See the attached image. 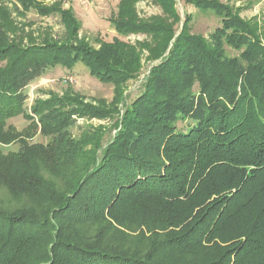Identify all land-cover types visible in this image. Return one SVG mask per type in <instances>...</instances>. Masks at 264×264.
I'll use <instances>...</instances> for the list:
<instances>
[{
  "label": "trees",
  "instance_id": "obj_1",
  "mask_svg": "<svg viewBox=\"0 0 264 264\" xmlns=\"http://www.w3.org/2000/svg\"><path fill=\"white\" fill-rule=\"evenodd\" d=\"M7 1L0 0V61L8 62L0 69V185L31 206L0 208V264H264V43L254 28L228 6L201 0L196 5L222 26L209 40L176 35L173 25L137 22L131 10L141 0H121L111 20L117 33L159 34L164 47L103 146L71 129L104 112L51 94L29 112L25 90L50 68L78 64L123 87L142 69L136 47L75 42L81 24L71 10L16 0V12L60 14L69 33L66 42L26 45L10 36ZM155 1L178 22L175 0ZM225 46L240 56L229 58ZM18 116L30 121L23 132L8 123ZM38 134L50 142L30 144ZM14 143L18 153L1 150Z\"/></svg>",
  "mask_w": 264,
  "mask_h": 264
},
{
  "label": "rangeland",
  "instance_id": "obj_2",
  "mask_svg": "<svg viewBox=\"0 0 264 264\" xmlns=\"http://www.w3.org/2000/svg\"><path fill=\"white\" fill-rule=\"evenodd\" d=\"M201 0H175L179 20L174 23L173 19L163 11L155 0H141L132 8L135 20L141 24L164 23L173 25L175 34L183 31L191 36H198L209 40L218 28L222 26L221 18L217 14L200 9L195 2ZM216 1L228 6L231 11L241 19L248 22L264 43V0H206ZM121 0H49V6H59L63 10H71L80 22L81 28L77 33L75 42L88 44L94 49H100L104 43H112L115 40L136 47L142 62V69L136 79L128 81L125 86L118 87L115 84H105L93 78L88 69L78 64L74 69L68 70L57 66L50 68L45 75L31 83L26 91L28 101L25 108L31 111L32 106L38 100H46L51 95L64 97L73 96L81 98L89 107L97 108L104 112L100 115H89L79 118L71 132L74 138L83 141L97 142L99 139L106 146L117 134L116 123L122 121L126 108L130 107L142 92L153 66L159 64L161 59L154 60V56L162 53L164 43L162 35L137 31L128 35L118 34L111 20L117 18ZM7 7L11 10V37L28 45L42 43L45 40L53 42H66L69 39L68 29L58 13L43 16L30 10L24 11L19 8L16 12V0H8ZM226 55L229 58H238L240 52L225 46ZM7 60L0 61V69L7 66ZM51 94V95H50ZM123 96V99H122ZM123 100V102H122ZM100 101L104 102L99 103ZM10 125L23 132L30 125V121L23 116L10 119ZM190 123H179L180 129H186ZM49 138L38 134L29 140L30 144L47 145ZM93 145L87 147L91 149ZM1 150L7 155L18 153L21 145L14 143L2 146ZM43 177L64 189V182L52 175L45 167H41ZM30 207L27 199H15L10 190L0 185V208L5 211L15 210L22 207Z\"/></svg>",
  "mask_w": 264,
  "mask_h": 264
}]
</instances>
